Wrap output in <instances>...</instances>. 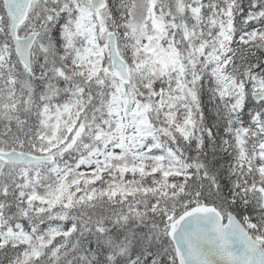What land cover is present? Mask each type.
<instances>
[{"label":"snow or ice","instance_id":"6c2138e0","mask_svg":"<svg viewBox=\"0 0 264 264\" xmlns=\"http://www.w3.org/2000/svg\"><path fill=\"white\" fill-rule=\"evenodd\" d=\"M0 264H264V0H0Z\"/></svg>","mask_w":264,"mask_h":264}]
</instances>
